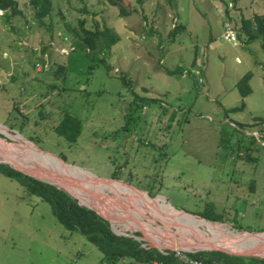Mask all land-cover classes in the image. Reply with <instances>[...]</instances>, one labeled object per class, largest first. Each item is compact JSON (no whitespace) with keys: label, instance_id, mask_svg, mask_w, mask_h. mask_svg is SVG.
Here are the masks:
<instances>
[{"label":"rangeland","instance_id":"374dc122","mask_svg":"<svg viewBox=\"0 0 264 264\" xmlns=\"http://www.w3.org/2000/svg\"><path fill=\"white\" fill-rule=\"evenodd\" d=\"M15 1L21 15L7 20L0 11V125L25 143L0 130V155L20 159L23 147L29 150L33 143L63 158L64 165L105 178L78 176L59 166L71 182L87 188L90 199L96 193L107 198H99L104 206L122 201L106 187L115 172L120 179L113 180L120 184L114 185L123 188L128 201L134 193L185 213L221 215L224 227L233 232L239 230L231 227L264 233V48L259 39L247 44L240 32L241 19L264 16V0H240L231 6L222 0H110L118 5L108 0H50L44 27L34 19L29 0ZM79 19L88 29L106 26L119 37L106 56L109 71L97 64L89 72L91 61L85 53L72 51L69 31L77 30ZM174 24L183 30L169 39ZM225 25L233 40L225 36ZM58 65L66 68L62 76L54 74ZM248 72L251 93L242 100L235 83ZM120 74L135 94L156 101L136 106ZM241 101L242 110L229 112ZM129 109L140 120L130 133H116L125 126ZM65 113L81 121L72 145L53 131ZM125 187L135 192L124 194ZM147 187L155 195L152 200L137 191ZM71 195L107 213L118 230L138 233L142 246H156L146 233ZM133 211L175 242L191 243L185 224L156 212L153 224L146 211ZM188 225L203 236L221 233L209 225ZM129 262L124 258L114 264ZM0 264L107 263L80 233L64 229L47 203L0 174Z\"/></svg>","mask_w":264,"mask_h":264},{"label":"trees","instance_id":"16d2710c","mask_svg":"<svg viewBox=\"0 0 264 264\" xmlns=\"http://www.w3.org/2000/svg\"><path fill=\"white\" fill-rule=\"evenodd\" d=\"M108 1L110 2V0ZM29 4L34 10V19L40 27H44L46 25L44 21L51 12V1L29 0ZM111 5L118 4L112 2ZM0 11L4 12L3 14L6 15L7 20L13 16L21 15L20 10L18 9V4L15 0H0ZM82 11L84 10L82 9ZM124 14V11L120 9V15ZM240 25L241 30L243 31L240 32L246 36L245 42L247 44L259 39L262 48H264V16L254 15L252 19L243 18L241 19ZM182 30V25L174 24L169 31V39H172ZM46 31H50L49 26ZM69 32L72 37V51H83L91 61V65L88 67L89 72H91L97 64L103 65L107 71L110 70L108 64L106 63V56L109 54L111 46L115 45L119 41V37L111 31V29L106 26H103L100 29L96 25L93 29H88L85 26V20L79 19L77 21V30L72 29ZM65 72L66 68L63 65H58L54 74L62 76ZM174 72L181 73L179 69H175ZM120 75L122 85L130 87L131 93L135 97L133 103H135L136 106L140 107L143 104L148 105L156 101L155 99L144 98L135 94L130 82L122 74ZM251 77L252 74L248 72L240 77L235 83V89L242 100L251 93V88L249 86ZM243 108L244 103L241 101L239 107L233 108L229 110V112H237ZM139 120L140 117L138 114L129 109L128 113L125 115V126L116 133H130L129 131L134 129V125H136L135 123ZM53 131L67 144H75L80 135L81 121L78 118L65 113ZM60 159L64 162L63 158L60 157ZM60 159H58V161L64 164ZM12 166L22 170L16 165ZM0 174L8 179L14 180L28 195L35 196L47 203L50 207L51 213L58 223L67 231L80 233L89 243L94 245L99 250L103 256V260L107 264H114L119 259L124 258L132 261V264H141L154 260L162 261L164 264H180L174 257L173 252L170 250H157L152 247H142V242L136 241L130 237L118 236L114 234L105 218L101 217L91 209L82 207L77 200L73 199L61 189L24 175L4 164H0ZM117 175V173L113 172L110 178L120 179ZM142 190L146 193L141 191L139 192L149 199H152L151 197L155 196L151 189H148V187ZM205 210L208 209L205 208ZM194 215L211 222H225L223 216L213 215L209 212L196 213ZM153 220H155V218H153ZM231 228L239 231H248L242 230L239 227ZM218 229L221 232V229ZM123 232L130 235L128 231ZM135 235L139 236L138 233H135ZM160 251H163L165 254ZM191 257H194L204 263L213 264H264V259L258 257L233 256L219 251L197 252L191 254Z\"/></svg>","mask_w":264,"mask_h":264},{"label":"bare ground","instance_id":"6f19581e","mask_svg":"<svg viewBox=\"0 0 264 264\" xmlns=\"http://www.w3.org/2000/svg\"><path fill=\"white\" fill-rule=\"evenodd\" d=\"M0 130L7 137L9 136L16 141L19 140V141L24 142V140L22 138H20V137L17 138L16 136H13V135H10L9 133H7V129H5L1 125H0ZM0 145H1L0 148H3V145L2 144H0ZM28 148H29V150H26V148L23 147L24 155L20 154V155H22L20 159H18L17 156L16 157L12 156L11 154H10V156H5V157H3V155L1 154L0 160L5 161V162H0V163H5V164L9 165L10 167H13L10 163H8V162L13 161V163L18 165V167L21 168L22 170H20L16 167H13V168H15L19 171L25 172L31 176H34L38 180L49 182V183L59 187L61 190L64 189L67 192H69L70 194H74V195L80 197L81 199H83L85 201H90V203L97 204L98 208L100 210H103L104 212L111 213L114 216V218L120 220L123 224H126V225L130 226L131 228H135V229L137 228V230H140V231L146 233L150 238H152V240H154L157 243L155 247H158L160 250H165L164 248H168V247L170 248V250L180 249L178 247H182L185 244H182L183 240H181V242H175V240L169 238L168 236H165L164 234L159 233L157 231V229L151 227V225L144 223L139 218V216L133 211V208H140V209L146 211V214L150 215V217H147L148 220L151 221L153 224H155V223L152 220V216H156V215L152 214L154 212L159 213V214L165 216L166 218L173 220L177 223L185 224L187 226V228L189 229V231H187V233L189 234V236H192L191 237L192 239H190L191 243L186 244V245H188L190 248H193V249L197 245H200L203 242H208L206 238L207 237L210 238V236H203V235H200V234L196 233L195 231H193L190 228V225H188L192 222L204 224V225H209V226L216 227V228L217 227L220 228L221 233H219L217 235H213L215 237H211L212 239H217L216 238L217 236L229 235V233L227 232V229L224 226H221L218 224H211V223L205 222V221L197 219V218H194V219L186 218L184 215H182L183 213L177 214L175 211L171 210V207H169V206H167V207L162 206L161 204H156L152 201L146 202L134 193H133V197H132L131 201H128L129 200L128 195H122V193H121L123 188L121 187L122 189H120L119 188L120 186L118 187V186L114 185V184H120L118 182H112V181L106 180V181L111 182L110 184H108L109 183L108 182L106 184V187H108V191H110L111 193H115V194L117 193V195L119 196L120 199H122V201H120V203L116 204L109 197V200H111V201L107 202V204H105V206H104V204H102V202L99 200V198L105 199V201L107 198L102 197L96 193L95 196L90 199L91 196H89L88 193H86L87 188H85L82 184L73 183V181L71 182V178L62 170V168H59V166H62L63 169H68L70 171L76 172L78 174V176H81L79 174H82V177L85 175L90 176L89 174H87V172H85V171L83 172V170H80L78 168H74L72 166L64 165V164L60 163L59 161H56V159H54L51 156H48V157H50V158H48V157L42 155L43 153L38 151L33 144H29ZM28 156H30V158H28ZM48 166L55 167V169H57L58 171L60 170L62 173H56L57 171L56 172L54 171L56 173L55 174L52 170L48 169L49 168ZM84 179H85V177H84ZM97 180H99V179H97ZM79 181H80V183H82L81 177H80ZM88 181L89 180L87 179L86 182H88ZM99 183H103V182L102 181L97 182V184H99ZM89 185H91L94 189H100L99 186L94 185L93 183L89 182ZM80 190H81V192H80ZM82 190L85 191V193H83ZM125 191H126V193L123 192L124 194H129V192L131 193L134 190H130L129 188L125 187ZM140 196L145 197L141 194H140ZM92 199H94V200H92ZM147 199H149V198H147ZM78 200H80V199H78ZM150 200H152V199H150ZM108 204H111V207L107 206ZM130 205L133 208H129ZM85 206L92 208V209H95L98 212H100L97 208H95L93 206H88V205H85ZM147 211H149L150 213H147ZM100 213L110 220V222H111L114 230L116 231V233L125 234L123 232L124 230L122 231L120 228L118 230V227L115 226V223H113L111 221V219L109 218L107 213H103V212H100ZM156 226H158V225H156ZM158 227H160V226H158ZM121 228L125 229L123 227H121ZM127 231L129 232L130 235L133 234L132 233L133 231H130V230H127ZM165 231L171 232V230L169 228H165ZM187 233L185 232L184 234H181V235L186 237ZM161 239H163V241L167 240L168 242L164 241V242L158 243Z\"/></svg>","mask_w":264,"mask_h":264},{"label":"water","instance_id":"95a60500","mask_svg":"<svg viewBox=\"0 0 264 264\" xmlns=\"http://www.w3.org/2000/svg\"><path fill=\"white\" fill-rule=\"evenodd\" d=\"M35 148H37L41 153H43L46 156L56 157V156H54L52 154H49L47 152H43L37 146H35ZM56 158H58V157H56ZM58 159H60V158H58ZM2 164H5V163H2ZM5 165H7V164H5ZM7 166H9V165H7ZM11 168L14 169V170H16V171H18V172H20V173H22V174H24V175H27L29 177H32V178L38 180L34 176H31V175H29V174H27L25 172L19 171V170L13 168V167H11ZM74 168H78V167H74ZM78 169H80V168H78ZM83 172H84V170H83ZM87 174H89L90 176H92L94 179H99V180L105 179V178H101V177L95 176V175H93L90 172H87ZM106 180H109V179H106ZM110 180L119 182L118 180H113V179H110ZM38 181L47 183V184L52 185V186H55V185H53V184H51L49 182H45V181H41V180H38ZM55 187L58 188V189H60L57 186H55ZM63 191L66 192L72 198H75L69 192L65 191L64 189H63ZM137 191H140V190H137ZM144 193H146V192H144ZM75 199H77V198H75ZM80 205L82 207L87 208V209L93 210L98 215H100L101 217L105 218L108 221L109 226H110V229H111V231L114 234H116L118 236L130 237V238H132L134 240H137V241L138 240H143L141 237L136 236L135 234L128 235V234L116 233L113 230V226H112L110 220L107 217H105L104 215H102L101 213H99L95 209L89 208V207H87V206H85L83 204H80ZM172 209H174V208H172ZM174 211H176L178 213H183V214L188 215V216H192L194 218L203 220V221L208 222V223H211V224H218V225H221V226H224L225 225L224 223L211 222V221L204 220V219H202V218H200V217H198L196 215H193V214H190V213H185L182 210H176V209H174ZM227 232L229 233V235H227V236H217L216 237L217 239H212L211 237H215L213 235L210 236V238L207 237L206 239H207L208 242H203L200 245H197L194 249L193 248H190L186 244L183 245L182 247H178V248H180L181 250L190 251L192 253L209 252V251H219V252H223V253H226V254H229V255H233V256H240V257H258V258L264 259V233H261V232H255L254 233V232H248V231H237V232H233V231H230V230H227ZM184 233L182 232L181 234H184ZM152 248H155L156 249V247H154V246H152ZM164 249L165 250H170L169 247L168 248H164Z\"/></svg>","mask_w":264,"mask_h":264},{"label":"built area","instance_id":"2783aa9c","mask_svg":"<svg viewBox=\"0 0 264 264\" xmlns=\"http://www.w3.org/2000/svg\"><path fill=\"white\" fill-rule=\"evenodd\" d=\"M223 1L225 3H227L229 6H231V5H233L234 2H238L240 0H223ZM251 1H253V0H251ZM225 36L228 39L233 40L232 39L233 38L232 30L229 27H227V25H225ZM64 40L66 41L67 39L65 38ZM71 50H72V48H69V51H71ZM37 67H39V64L37 65ZM142 247H144V246H142ZM170 251L173 252L174 257L178 260V262L180 264H213V263H204L198 259H195L194 257H191V254H193V253L190 251H185V250H181V249H174V250H170ZM160 252L163 253V251H160ZM163 254H165V253H163ZM141 264H164V263L162 261L154 260L151 262H144Z\"/></svg>","mask_w":264,"mask_h":264},{"label":"clouds","instance_id":"9594fccd","mask_svg":"<svg viewBox=\"0 0 264 264\" xmlns=\"http://www.w3.org/2000/svg\"><path fill=\"white\" fill-rule=\"evenodd\" d=\"M222 1H223V0H222ZM223 2H224V1H223ZM238 2H239V1H238ZM238 2H234L233 5L236 4V3H238ZM224 3H225V2H224ZM226 4H227V3H226ZM227 5H228V4H227Z\"/></svg>","mask_w":264,"mask_h":264},{"label":"crops","instance_id":"0c3cea01","mask_svg":"<svg viewBox=\"0 0 264 264\" xmlns=\"http://www.w3.org/2000/svg\"><path fill=\"white\" fill-rule=\"evenodd\" d=\"M131 263H132V261L129 262V264H131Z\"/></svg>","mask_w":264,"mask_h":264}]
</instances>
